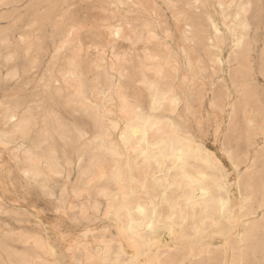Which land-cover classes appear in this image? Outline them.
Listing matches in <instances>:
<instances>
[{"label": "rangeland", "instance_id": "374dc122", "mask_svg": "<svg viewBox=\"0 0 264 264\" xmlns=\"http://www.w3.org/2000/svg\"><path fill=\"white\" fill-rule=\"evenodd\" d=\"M157 77L173 101L153 111ZM136 113L174 125L226 180L223 233L166 219L174 189L120 137ZM0 142V264H111L106 246L128 264H264V0H0ZM103 193L159 216L134 229Z\"/></svg>", "mask_w": 264, "mask_h": 264}, {"label": "bare ground", "instance_id": "6f19581e", "mask_svg": "<svg viewBox=\"0 0 264 264\" xmlns=\"http://www.w3.org/2000/svg\"><path fill=\"white\" fill-rule=\"evenodd\" d=\"M234 21L237 24V26L239 27L240 33H242V31H244L245 27H244L243 23H241V20H240L238 13L234 16ZM243 38H244V36L242 34H240L239 38H238L239 43L242 42ZM238 47H240V46H238ZM75 71L76 70L72 69V67L70 66L67 74L71 75ZM94 83L97 84V82H95V81H94ZM148 88L151 92V106H152L153 111L160 110L163 107L162 100L168 99L169 101H173V96H172V94L169 93V92H171V90L168 92L163 90L159 77L154 79L153 82L149 83ZM117 95H118V93H117ZM120 101L121 102L124 101L123 97L120 98ZM170 104H173V103L170 102ZM15 111H17V110H15ZM77 113H79V112H77ZM171 114H173V113H171ZM22 115H23V113H22ZM173 115L175 116V114H173ZM25 117H28V116H25ZM10 118L12 119L13 117H10ZM15 118H17V117H15ZM93 118H94V116H93ZM8 119H9V117H8ZM245 119H249V118H245ZM165 123L161 119L156 118L155 116H152V115H144L143 116L139 113H136L132 117H129L127 119V130L124 133H122L120 135V137H121V139L125 145H127V146H130V145L138 146V149H139L138 156L140 157V160L142 161V167L152 168L153 170H155L154 173H152V175L156 176L158 174L157 177L159 178V187L164 186L166 189H170V188L174 189V193L172 195V200L167 199L165 197V192H162L163 202L167 203L169 206V210L167 209L169 212L167 213L166 219L169 220L172 225L177 223L179 226H182L183 229L187 233H194V235H195V233H199L201 231L204 232L202 230L203 225H206V226H207V224H212L213 226L220 225L221 227H220L219 231L221 233H223L225 231V229L222 228L224 226L222 225L221 221H223L225 219L220 220V213L226 207H228V205L230 203V196H229L228 188L226 185V180L224 178L218 176L216 173H206V172L202 171L201 169H199L198 167H196L195 164L197 162H207V160L205 158H202V156L198 155L197 147L194 146L193 141L190 138L180 134L179 130L174 125H172V124L166 125ZM169 123H170V121H169ZM11 128H12V126H11ZM92 129H94V127ZM11 130L15 132V129L14 130L11 129ZM7 143H8V141H7ZM0 144L2 145L1 142H0ZM129 154H131V153H129ZM109 155L113 156L114 152L109 151ZM137 165H135V168L137 167ZM59 170H61V169H59ZM25 173H26V171H25ZM33 173L35 174V172H33ZM52 173H51V175H52ZM49 174H50V172H49ZM43 176H45V174ZM52 176H54V175H52ZM96 176H97V178H95L94 180L91 179L90 183L97 182L98 180L102 179V177H103L102 171L98 170V173ZM41 178H43V177H41ZM140 183H141V186L144 188V186H145L144 181H140ZM194 184L198 186V189L200 191V195H199L200 197L198 199L195 195L196 191L194 192V188L192 187V185H194ZM41 187H42V185H41ZM122 195H124V196L127 195L126 191H122ZM102 196L105 197L107 202H108L109 214H114V215L118 216L119 218H121V220L123 222L129 224V226H131L134 229H137L142 224H147V225L154 224L156 222V219L159 216L155 210L149 211L146 206H144L142 203L139 202V200H136L134 202L133 211H130L129 209H127L124 206V204H119L120 202L118 203L117 196L110 197V196H107L105 193H103ZM120 197H121V195H120ZM246 199H247V197H246ZM243 200H245V199H243ZM244 203L247 204V202H244ZM248 204H249V200H248ZM250 204H252V203H250ZM252 205H255V204H252ZM259 205H261V204H259ZM249 206L247 208L250 209L251 206L250 207ZM196 208H200L199 209L200 210L199 218L196 217V215H197L196 213L194 214V210ZM247 208H246V210H247ZM256 209H257V207H256ZM196 211H198V210H196ZM253 211L255 212V210H253ZM246 213H249V212H246ZM251 213H253V212H251ZM263 213H262V216L264 215ZM85 215H86V213H85ZM247 215H246V217H247ZM252 215H254V214H252ZM262 216H261V219L264 218V217L262 218ZM240 220H242V218ZM251 220H253V219H251ZM258 220L260 221V219H257L256 221H258ZM262 221H264V220H262ZM247 222H248V220H247ZM120 225H121V223H120ZM225 225H227V224H225ZM244 225H246V224L244 223ZM250 225L251 226L248 227L249 231H245V232H250V231L252 232V230L256 227V223L253 221ZM263 226H264V224H263ZM231 228H233V227H231ZM227 229H229V227ZM255 231H257V230H255ZM85 233H87V231ZM141 234L143 235L144 233L141 232ZM144 235H143V237H144ZM240 235H241V233H240ZM240 235H238V236L240 237L239 242L241 244V242L243 243L244 241L247 240L248 234L246 233V234H243L242 236H240ZM132 236H134V235H132ZM253 236H255V235H253ZM256 236H259V235H256ZM37 244H39V243L37 242ZM40 245H41V243H40ZM240 248H242V247H240ZM127 251L128 250H125V247H123V246H119L116 251H112V246H106V247H104V250L101 251V258L100 259L102 262L109 261L111 264H128V261L130 260V256H131L132 252L128 253ZM193 255H195V254H193ZM85 257H86V261L88 264H95L96 263V261H94L92 259V257L90 256V254L86 251H85ZM40 259H41V257H40ZM25 263H27V262L25 261ZM33 263L31 262V264H33ZM221 264H225V261H223ZM229 264H238V262L233 260V261H231V263L229 261Z\"/></svg>", "mask_w": 264, "mask_h": 264}]
</instances>
